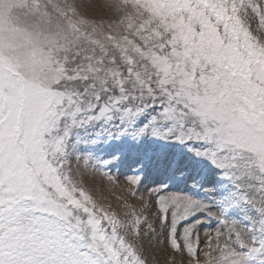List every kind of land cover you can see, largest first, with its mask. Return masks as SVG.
I'll return each mask as SVG.
<instances>
[{"label":"snow or ice","instance_id":"obj_1","mask_svg":"<svg viewBox=\"0 0 264 264\" xmlns=\"http://www.w3.org/2000/svg\"><path fill=\"white\" fill-rule=\"evenodd\" d=\"M0 264H264V0H0Z\"/></svg>","mask_w":264,"mask_h":264},{"label":"rangeland","instance_id":"obj_2","mask_svg":"<svg viewBox=\"0 0 264 264\" xmlns=\"http://www.w3.org/2000/svg\"><path fill=\"white\" fill-rule=\"evenodd\" d=\"M85 2L88 3L89 0H85ZM104 184H105V195L108 196L110 199H112L114 203L116 202L114 199L115 196L127 195L126 190L128 187H130V185L126 181L125 175L119 176V183L118 184H113V185L109 186L107 181H105ZM99 195H100V193L98 192L97 196H99ZM145 249H146L147 255H149V256L153 255V249L151 248V245H150L149 241H147V240L145 241ZM156 255L160 257L161 262H162V259H163L162 254L157 252Z\"/></svg>","mask_w":264,"mask_h":264}]
</instances>
